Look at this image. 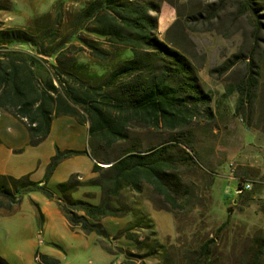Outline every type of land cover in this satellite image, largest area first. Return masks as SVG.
<instances>
[{
    "label": "rangeland",
    "instance_id": "obj_1",
    "mask_svg": "<svg viewBox=\"0 0 264 264\" xmlns=\"http://www.w3.org/2000/svg\"><path fill=\"white\" fill-rule=\"evenodd\" d=\"M88 1L0 0L5 8L0 10V22L16 29L55 27L64 36L74 30L75 16ZM168 1L162 5L157 35L162 41H172L181 33L192 42L190 45L179 40L178 46L196 67L202 89L212 97L213 118L199 115L181 138L162 129L132 125L129 140L106 154L115 156L134 144L141 152L165 147L179 156L172 146L178 138L188 142L191 148L183 149L192 160L187 165L179 164L177 173L182 187L190 192L191 202L173 212L147 185L142 186L141 193L124 188L121 198L113 203L118 217H108L110 221L102 223L111 236L104 239L70 230L55 201L42 193L25 194L13 211L14 217L5 219L11 232L9 239L3 233L6 227L0 228V257L8 264L16 262L17 251L25 256L20 264H39V255L52 257L60 264H122L126 260L137 264H185L190 254L211 238L215 243L202 264H246L254 240L264 239V0H252L258 16L242 15L237 9L239 0H224L221 12L203 25H189L191 14L204 11L218 0ZM256 20L261 24L259 29ZM190 26L197 31L191 32ZM81 38L89 41L94 36L83 32ZM74 45L85 50L78 55V64H90L84 44ZM219 68L231 69L224 72ZM248 68L257 72L254 99L251 103L246 99L238 112V94L229 95L228 88L244 80ZM89 162L91 173L93 163ZM77 176L66 193L57 190V178L47 188L60 199L70 197L97 205L101 192L92 183L94 176ZM245 182L251 184L248 193L236 194L234 189ZM39 210L45 211L43 216ZM225 222L227 226L220 231ZM126 233L144 245L139 247L124 238ZM259 264H264V255Z\"/></svg>",
    "mask_w": 264,
    "mask_h": 264
},
{
    "label": "trees",
    "instance_id": "obj_2",
    "mask_svg": "<svg viewBox=\"0 0 264 264\" xmlns=\"http://www.w3.org/2000/svg\"><path fill=\"white\" fill-rule=\"evenodd\" d=\"M167 1L89 0L77 12L74 30L64 36L55 27L33 25L27 30L6 28L0 22V108L26 127L28 145L42 143L57 117L72 116L80 124H88L87 149H56L42 182H32L27 176L18 179L0 176V212L12 213L23 195L40 192L55 201L70 230L106 239L109 235L101 221L118 217L113 203L121 198L124 188L141 193L142 186L147 185L173 212L185 209L191 202L190 192L182 187L177 173L179 164L187 165L192 160L183 149L191 148V144L179 138L199 115L213 118L212 97L204 92L196 67L178 46L183 39L192 45L188 37L180 33L176 40L162 41L157 35L162 5ZM223 1L191 14L189 25L210 23L221 12ZM253 5L256 3L252 0H239L237 9L242 15L258 16ZM256 26L261 27L257 20ZM190 30L194 32L197 28L190 26ZM83 32L94 39L83 40ZM75 42L84 44L90 64H78V55L85 50L74 45ZM219 69L227 72L231 68ZM256 73L248 68L246 78L228 88L229 95L238 94V112L254 99ZM132 125L176 134L179 138L172 147L179 156L165 147L141 152L130 144V148L109 157L108 151L129 140ZM83 154L94 160L92 183L101 192L97 205L70 197L60 199L47 188L63 160ZM106 163L111 165H99ZM76 177L58 184L57 190L62 194L68 192ZM243 193L248 192L238 195ZM227 222L219 227L220 231ZM124 238L139 247L144 245L129 233ZM214 243L213 238L205 240L185 264H202L210 256ZM101 246L112 253L104 243ZM263 255L264 239L254 240L246 264H259ZM38 262L60 264L47 255H39ZM0 264L8 263L0 257ZM122 264L137 263L126 260Z\"/></svg>",
    "mask_w": 264,
    "mask_h": 264
},
{
    "label": "crops",
    "instance_id": "obj_3",
    "mask_svg": "<svg viewBox=\"0 0 264 264\" xmlns=\"http://www.w3.org/2000/svg\"><path fill=\"white\" fill-rule=\"evenodd\" d=\"M87 140L88 124L86 122L80 124L72 116H60L52 121L50 133L42 143L34 147L29 146L26 127L0 108V176H9L15 179L27 176L32 182H42L48 163L56 154V149L60 151H85ZM89 160L94 164V160L88 154L63 160L53 172L48 184L56 178L57 184L64 183L73 175L82 176L80 175L82 173L86 175L82 178H91L94 174L89 172L91 168ZM79 161H82L83 164ZM230 179L233 181L234 178L230 177ZM238 188L237 186L234 189L235 193ZM39 212L43 216L45 211L39 210ZM14 213L0 212V221H3L0 222V228L3 230L4 226L6 227L3 232L6 239H9L11 232L10 228L6 226L8 220L5 219L14 217ZM109 219L105 218L101 223L106 220L110 221ZM15 257L16 262H10V264H20L25 261V256L19 251L16 252ZM119 263L117 261L112 264Z\"/></svg>",
    "mask_w": 264,
    "mask_h": 264
},
{
    "label": "built area",
    "instance_id": "obj_4",
    "mask_svg": "<svg viewBox=\"0 0 264 264\" xmlns=\"http://www.w3.org/2000/svg\"><path fill=\"white\" fill-rule=\"evenodd\" d=\"M250 188H251V184L245 182V183L242 184L241 187H239V188L237 189L236 194H240L241 192L248 191V190H250Z\"/></svg>",
    "mask_w": 264,
    "mask_h": 264
},
{
    "label": "water",
    "instance_id": "obj_5",
    "mask_svg": "<svg viewBox=\"0 0 264 264\" xmlns=\"http://www.w3.org/2000/svg\"><path fill=\"white\" fill-rule=\"evenodd\" d=\"M107 166H105V167H109L111 164H106ZM102 167H104V166H102Z\"/></svg>",
    "mask_w": 264,
    "mask_h": 264
}]
</instances>
